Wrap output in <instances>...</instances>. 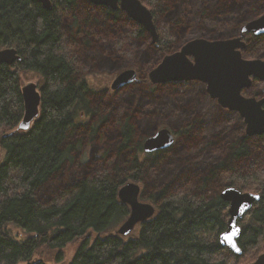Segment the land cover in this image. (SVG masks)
I'll return each instance as SVG.
<instances>
[{"label": "trees", "instance_id": "16d2710c", "mask_svg": "<svg viewBox=\"0 0 264 264\" xmlns=\"http://www.w3.org/2000/svg\"><path fill=\"white\" fill-rule=\"evenodd\" d=\"M50 1L46 10L36 0H0V50L14 48L20 56L12 66L0 64V264H235L248 256L244 264L252 262L254 251L264 252V175L257 170L264 135L247 137L241 129L216 153L220 134L206 130L199 109L204 91L177 83L151 86L146 79L192 27L189 0H150L154 23L164 21L168 31H158L157 48L139 50L151 63L138 68V81L114 93L88 87L80 62L117 69L124 33L142 43H149L148 34L122 10L86 0ZM259 1L218 0L214 12L201 8L197 15L227 23L242 8L252 11L238 19L239 29L260 14ZM251 43L264 45V35ZM25 71L41 77L39 116L27 132H14L24 111L19 74ZM227 114L218 110L209 125ZM162 127L173 132L174 144L145 154L143 142ZM173 151L174 171L157 175V162ZM129 181L140 185V199L156 213L121 237L114 231L129 208L118 190ZM228 186L260 195L239 222L241 256L219 243L228 217L219 194ZM76 241L64 261L62 249Z\"/></svg>", "mask_w": 264, "mask_h": 264}, {"label": "water", "instance_id": "95a60500", "mask_svg": "<svg viewBox=\"0 0 264 264\" xmlns=\"http://www.w3.org/2000/svg\"><path fill=\"white\" fill-rule=\"evenodd\" d=\"M46 10L52 8L50 0H36ZM97 6L121 9L128 18L141 26L151 37L158 39L152 12L140 0H86ZM246 34L252 37L264 34V14L252 19L239 28L238 35L228 39L207 40L194 38L186 42L178 51L162 58L159 64L148 73L152 84L167 82L199 81L206 85V91L212 99L231 112H237L243 120L244 133L247 137L264 135V87L262 98L242 95V90L251 87L253 81L264 82V59H245L242 50ZM20 59L17 50H0V64L12 66ZM137 80L135 70L120 72L111 83L112 90H118ZM23 100V118L19 130L28 131L39 116L41 95L36 84L30 82L21 87ZM174 142L172 132L162 128L143 142V152L152 154L168 149ZM140 185L129 181L118 190V199L129 208L127 218L115 229V234L129 237L134 229L151 219L156 209L150 202L140 199ZM220 198L228 204L225 230L219 235L222 247L241 256L242 250L237 240L241 233L239 222L248 211L259 202L258 193L242 192L233 186L223 188ZM249 264H264V252Z\"/></svg>", "mask_w": 264, "mask_h": 264}, {"label": "rangeland", "instance_id": "374dc122", "mask_svg": "<svg viewBox=\"0 0 264 264\" xmlns=\"http://www.w3.org/2000/svg\"><path fill=\"white\" fill-rule=\"evenodd\" d=\"M141 1L150 11H153V6L150 4V0H141ZM189 2L191 3V12L189 14L190 17L188 18V21L192 23V27L188 31V38L190 40L194 38H201L203 36L212 37L214 35H218L219 33H221L220 35L221 37H227L229 35L235 34L236 32L238 34L239 24H237L236 22H238V19L241 17L245 19L249 18V16H251V13H252V11H250L251 13L249 14L246 8H242V10L238 12L239 14L237 13V14L229 16V20L230 19L231 20L228 21L227 23L225 22L224 23H214L211 21V18L209 16L199 18L197 13L201 10V8H205L208 14L214 12L216 9V6H217L216 4L218 0H189ZM257 4L258 5H257V8H255L256 9L255 11L257 13H260V14H257L258 16H261L262 12H264V0H260ZM234 19H235V22H234ZM131 21L134 22L133 20ZM199 25H201V28L199 27ZM214 26L217 28L216 30L212 32ZM134 27H135L134 24L127 25V29L129 28V30H133ZM156 27L159 28L157 30L160 32L161 30L168 31L167 24L162 20L157 19ZM129 33L130 31H126L124 33V35L120 38V45L117 47L119 54L123 56V62L120 63V65H118L119 68L122 69V67L129 66V67H134L138 70V68H142L143 66L146 67L147 65H150L151 62L146 63V61H144L141 58V52L147 47V45H150V43H145V42L142 43L141 40L139 39L132 40V35H130ZM108 37L110 40H113L114 36L112 33H110L108 34ZM173 39L176 40L175 37H173ZM139 50H141V52ZM263 55H264V45L261 43L248 44V48L244 49L242 52V56H244L245 59H257V58H261ZM79 67H80V70H83L84 72L83 79L85 83L88 85V87L98 92L104 91V90L111 92L110 85L112 81L115 79V77L120 72L124 70L123 69V70L117 71V69L115 70L96 69V68L90 69L88 65L85 64L84 62H80ZM147 68L149 67L147 66ZM19 78H20L21 86L27 83H30V82L36 84L38 89L41 86V82H42L41 77L33 71L22 72L19 74ZM175 83L180 84L178 82H175ZM193 86L196 89L201 88L206 94V98H204L203 102L199 103V109L204 113V120L205 122H207L206 130L207 129L211 130L212 127H215L216 131L218 132L217 134H220V137L218 139V149H216V153H217L221 151L220 148L223 147L226 141L229 140L233 136V134H235L236 132L239 134V132H241V129L244 132L243 120L240 118V116L237 113L231 112L227 114V116L221 115L222 117L217 118L216 124L209 125V123H211V121H214V118L217 116V111L220 109L224 111V109L219 107L215 100H212L209 98L208 94L205 91V84L201 82H196ZM263 87H264V82L255 81L251 88H248L245 91H243V94L244 96H247V97H256L257 99H261L262 98L261 89ZM89 146L88 148H89V153H90ZM175 155H176L175 151H173V153L169 152L168 154H166L165 157H163L160 161L157 162V165H158L156 166L157 175L159 173H165V171H168L170 173L174 171L173 169L176 166V164H174L173 161L177 160ZM259 155L260 156L257 162V170L258 172H260V174L264 175V145L261 148ZM3 158H4V152L0 149V164L3 162ZM223 181H224L223 179H220L221 184H223ZM184 187L185 185L182 187L178 186L176 187L178 188L176 189V191H179V188L180 190H183ZM186 191H188V188L186 189ZM244 220L245 221L247 220L246 216L244 217ZM9 228H11V230L15 232L17 235H19L20 237L27 236L26 234H22L21 231H19L18 229L14 227H9ZM78 243L79 241L70 243L62 249L64 261H68L73 256L74 252L76 251L78 247ZM253 254H252L253 255L252 258L255 257L253 259L254 261L261 253L254 251ZM248 259H249V256L244 257L243 259H241L235 264H244L245 262H247ZM18 264H24V263L19 262Z\"/></svg>", "mask_w": 264, "mask_h": 264}, {"label": "flooded vegetation", "instance_id": "af4514ba", "mask_svg": "<svg viewBox=\"0 0 264 264\" xmlns=\"http://www.w3.org/2000/svg\"><path fill=\"white\" fill-rule=\"evenodd\" d=\"M258 3V2H257ZM107 8H109V7H107ZM109 9H111V8H109ZM111 10H120L119 8H117V9H111ZM263 13L264 12H262V15H263ZM130 19V18H129ZM189 22V21H188ZM190 23V22H189ZM155 24V23H154ZM156 26V25H155ZM200 27V26H199ZM191 28V27H190ZM189 28V29H190ZM156 30H157V27H156ZM157 33H158V39H157V41L156 42H152V39H151V37L149 36V43L152 45V46H154L155 48H157L158 46H159V42H160V38H159V32H158V30H157ZM148 34V33H147ZM236 35H238L237 33H235V34H233V35H229V36H227V37H221V38H219V39H228V38H232L233 36H236ZM264 35V34H263ZM261 36V35H260ZM257 37H259V36H256V37H252V35L251 34H246L242 39L245 41V48L244 49H247L248 48V42H249V39H251V38H257ZM201 38H203V39H207V40H219V39H210L209 37H201ZM190 39L188 38V32L186 33V35L185 36H183V40H181L180 41V46L178 45V47L179 48H181L186 42H188ZM178 48V49H179ZM177 49V50H178ZM176 50V51H177ZM176 51H174V52H176ZM242 52H243V50H242ZM173 53V52H172ZM243 58H245L244 56H242ZM155 67V66H154ZM154 67H152V68H154ZM129 68H133L134 70H135V72H136V75H137V80L136 81H134V82H132V83H130V84H128V85H131V84H133V83H136L137 81H138V72H137V69L136 68H134V67H129V66H126V67H123L122 69L121 68H117V71H120V70H126V69H129ZM151 68V69H152ZM151 69L147 72V82L151 85V86H159V85H164V84H168V83H175V82H167V83H162V84H152L151 82H150V80H149V78H148V73L151 71ZM113 70H115V69H113ZM123 70V71H124ZM196 82H199V81H196V80H193V81H180V82H178V83H180V85L183 87V88H188V87H194L193 85L196 83ZM254 82L255 81H253L252 82V85L254 84ZM252 85H251V87H252ZM126 86V85H125ZM250 87V88H251ZM123 88V87H122ZM122 88H120V89H122ZM120 89H118V90H120ZM199 89V88H198ZM118 90H112L111 89V85H110V91L111 92H108V91H99V92H107V93H114V92H117ZM246 90V89H245ZM245 90H242V95H244L243 94V91H245ZM205 91H206V85H205ZM98 92V91H97ZM205 93V92H204ZM206 93H207V91H206ZM208 94V93H207ZM208 96H209V94H208ZM204 97L206 98V94L204 95ZM209 98L210 99H212L210 96H209ZM212 100H215L216 102H217V100L216 99H212ZM217 104H218V102H217ZM218 106L219 107H221L219 104H218ZM222 108V107H221ZM225 111H227V112H229V113H231V111H229V110H227V109H225V108H223ZM234 113H237V112H234ZM238 114V113H237ZM203 116H204V113H203ZM162 128H167V127H162ZM162 128H160V129H162ZM159 129V130H160ZM170 130V129H169ZM171 131V130H170ZM172 132V131H171ZM172 134H173V132H172ZM173 137H174V142H175V136H174V134H173ZM174 142H173V144H174ZM172 144V145H173ZM171 145V146H172Z\"/></svg>", "mask_w": 264, "mask_h": 264}, {"label": "bare ground", "instance_id": "6f19581e", "mask_svg": "<svg viewBox=\"0 0 264 264\" xmlns=\"http://www.w3.org/2000/svg\"><path fill=\"white\" fill-rule=\"evenodd\" d=\"M120 10H121V9H120ZM123 12H124V11H123ZM179 49H180V48H179ZM177 51H178V50H177ZM173 53H174V52H173ZM171 54H172V53H171ZM158 64H159V63H158ZM158 64H157V65H158ZM155 67H156V66H155ZM129 69L134 70L133 68H129ZM126 70H128V69H126ZM21 87H22V86H21ZM38 90H39V89H38ZM39 92H40V91H39ZM22 118H23V116H22ZM21 120H22V119H21ZM21 120H20V122H21ZM20 122H19V123H20ZM19 123H18V125H19ZM18 125H17V127L13 130L14 132H17V131L27 132V131L19 130V129H18ZM227 218H228V217H227Z\"/></svg>", "mask_w": 264, "mask_h": 264}]
</instances>
